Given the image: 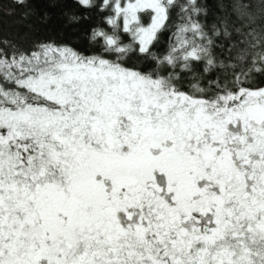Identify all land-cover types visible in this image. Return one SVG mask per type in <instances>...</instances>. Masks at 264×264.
<instances>
[{"label": "snow or ice", "instance_id": "obj_1", "mask_svg": "<svg viewBox=\"0 0 264 264\" xmlns=\"http://www.w3.org/2000/svg\"><path fill=\"white\" fill-rule=\"evenodd\" d=\"M0 264H264V0H0Z\"/></svg>", "mask_w": 264, "mask_h": 264}, {"label": "trees", "instance_id": "obj_2", "mask_svg": "<svg viewBox=\"0 0 264 264\" xmlns=\"http://www.w3.org/2000/svg\"><path fill=\"white\" fill-rule=\"evenodd\" d=\"M11 19H13V18H10V17H7V16L3 17L4 27H5L6 30L8 29V26H9V23H10Z\"/></svg>", "mask_w": 264, "mask_h": 264}]
</instances>
